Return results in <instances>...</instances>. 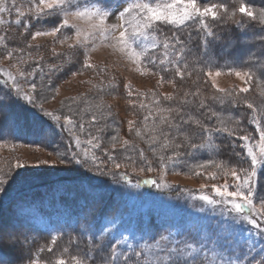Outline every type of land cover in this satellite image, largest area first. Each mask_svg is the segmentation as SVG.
<instances>
[{"label":"rangeland","instance_id":"374dc122","mask_svg":"<svg viewBox=\"0 0 264 264\" xmlns=\"http://www.w3.org/2000/svg\"><path fill=\"white\" fill-rule=\"evenodd\" d=\"M152 1L122 0L108 5L109 10L117 14L107 20L106 23L109 25L119 23L118 10H122V6H127V3L146 2L164 4L169 2V0ZM240 3L238 1H231L226 4L229 10L233 11L238 9ZM199 4L203 7L206 3ZM22 7L26 12L29 7L28 2L27 6L23 5ZM249 7L257 12L259 9L264 8L260 3L249 5ZM127 19L130 21L128 30L131 32L136 21L132 17H127ZM235 19L252 20L238 11L235 13ZM225 21L233 23L230 19H220V23H224ZM252 21L261 24L259 19ZM72 22L79 24L84 31H91L90 26L85 21L73 20ZM213 22L209 18V23L212 24ZM0 26V68L5 73H11L12 76L17 78L22 94L24 92L31 94V87L30 84L25 83L24 77L18 75L19 71L34 73V75L27 78L30 81H35L38 91L42 90V85H49V77H51V87L43 89V94L46 98L42 101L38 98L36 102L38 104L42 103L44 109L53 112L54 115H59L63 124V117L65 115L73 121L75 134L70 135L68 131V129H73V124L66 125L64 131L72 142L71 144L74 147L73 152L80 153L77 159L84 158L83 153L86 149L89 151V155L95 151V155L106 163L107 168L117 173L115 180L112 176H109V185L116 186L125 192L127 205L130 210L124 214V218L112 220L113 223L118 224L112 232L115 239H123L130 231L138 228H143L149 234L156 228L162 230L165 227L171 226L173 230L176 227L181 228L192 241H196L199 244L203 239L211 240L216 233L221 231V225L226 224L228 227L224 230V240H232V244L227 245L229 254L235 250L243 258L247 251L246 241H254L256 251L250 253V255L256 256L257 260L261 256H264V253H260L262 245L260 237L256 234V230L242 219L239 224H235L233 220V217L238 215H250L251 213L248 208H245L241 214L232 212L225 219L220 214V208L223 205L214 208L212 205L206 204L199 199L202 195H209L219 199L212 191L211 186L213 184L220 186L225 184V182L232 185L233 178L230 175L225 176L224 171L217 169L215 164L206 169H201L199 165L209 160L201 162L192 161L190 159L191 155H188L190 149L187 146L180 149L182 155L179 158H174L172 161L167 162L163 180L171 187L156 188L143 183H140L139 187H135L137 181L152 178V176L155 177L154 179L159 180L161 171L159 156L163 155L165 160L169 156H173L172 149L165 150L161 148V145L164 143L162 139L155 145L156 153L152 151L150 137L151 135L159 137V131L163 128L157 109L182 107L180 101L185 98V93L189 94L187 97L189 101L195 99L198 104L201 100L208 102L210 99L207 98L213 95H222L217 93V88L231 91L236 96L240 88L249 87L247 93L239 94V100L243 104L245 100L252 103L254 107L253 109H249L251 117L255 116L258 118L259 111L264 109L262 104V108H258L260 106H258V100L261 95H264V80L259 79L252 69H237L251 71L254 79L248 84L236 77L234 73L229 74L228 69L187 70L182 80L175 76L174 71L171 74L164 75L165 79L161 82L158 72L144 70L146 61L142 62L138 68L136 61L129 56L128 52L120 50L121 45L118 44V32H111L107 37L97 32L88 40L89 62L98 67L83 69L84 49L82 47L70 49L68 44L72 43V40L64 44H61L59 40L53 41L51 36H41L33 40L31 33L23 26L15 27L9 23ZM46 28L48 27L46 26ZM65 34L75 39L73 33L68 32ZM16 39L17 42H15ZM60 39H63V36ZM249 40V36L247 38L241 36L237 41H227L225 45H222L221 49L225 51L235 47L236 55L233 56V60H239L241 55L254 60V58H257V55L253 56L251 49L254 45L252 43L249 45ZM153 42L155 40L149 34L147 41H144L142 37L140 40L133 42V47L138 52L144 49L148 51ZM53 49H55L56 53L62 55L54 56L52 54ZM9 51L14 53L11 58L8 56ZM258 57H264V52L258 54ZM75 58L78 64L76 63L75 67L72 68L67 62ZM53 65L57 66L55 70L53 69ZM56 70L60 74H57ZM217 70H220L221 73L218 76L215 75ZM208 71L213 73L211 77H207L204 74ZM188 72H191V75H188ZM169 80H173L176 87H173V84L168 82ZM9 81L11 82V80ZM213 81L216 88L212 86ZM125 85H130V89H126ZM129 91L132 93L131 96L128 94ZM194 93H198V95L194 97L192 95ZM169 94L175 99L163 101L161 104L156 103L158 96L162 97ZM149 113H152V117H155V119L150 117L145 121L144 117L148 116ZM129 120L135 122L132 132L128 130ZM81 124L84 126L83 131L80 130ZM29 125L32 126L30 123ZM3 129L4 133L7 134L8 127L5 126ZM153 129L155 131H152ZM244 134L243 131L239 133V135ZM113 136L118 137V139L112 141L111 138ZM97 137L103 141V146L100 149H93V145L97 142ZM77 138L81 144L79 148L75 145ZM125 140L128 141V144L125 148L121 149V145ZM113 142L116 144V150L113 154L117 157L114 162L108 161L107 154L104 151V149L111 150ZM250 146L259 152L261 145L258 133L257 138L252 141ZM61 147L58 145L53 150L38 146L0 142V174L8 173L18 162L28 165V168L23 170L22 176L12 183H16L37 173L60 171L64 165H71L59 162L56 149L58 148L62 153L64 148ZM141 151H143L146 160L151 163L153 171H147L144 161L140 158ZM129 157L130 159H128ZM225 157L213 160L216 164H228L230 168L236 166V160L233 156ZM224 159H229V162H226ZM232 159L235 161H232ZM41 161H47V163H41ZM114 163H120V169H115ZM89 164H91V160H89ZM141 167H145V171H141ZM197 172L201 174L197 175ZM120 173L130 175L133 178L131 180L132 183H118L117 181H120ZM213 175L215 178H209ZM261 183L257 188L254 199L256 208L260 207V197L264 195V181ZM176 185L182 188L170 193L169 190L171 188L174 189L173 186ZM202 186L204 187L202 188ZM61 188V185H57L53 189L54 194L62 192ZM232 190L234 189L229 187V191ZM21 202H23L25 214L35 221L34 225L37 227L54 230L68 222L69 212L65 208L66 206L64 207L59 203L56 204L52 197L44 195L42 198H35L24 194L14 203L17 209L21 206ZM200 208H203V211H198ZM8 219L14 220L13 218ZM6 225L11 226L10 223H6ZM105 227H110L106 219L101 222L99 230ZM224 240L220 242V246L217 248L209 247V261L213 258L214 253L216 259L220 258L222 248L225 246ZM120 247L126 250L127 243L121 244ZM38 253L39 250L36 248V243L32 240L31 246L25 249L23 264H27L29 254H31L32 259L37 261V264H56V261L59 260L57 259L52 263L40 257ZM13 255L17 254L13 253ZM194 255L203 256V253ZM65 261L66 264L75 263L73 261Z\"/></svg>","mask_w":264,"mask_h":264},{"label":"snow or ice","instance_id":"6c2138e0","mask_svg":"<svg viewBox=\"0 0 264 264\" xmlns=\"http://www.w3.org/2000/svg\"><path fill=\"white\" fill-rule=\"evenodd\" d=\"M29 7L27 11H21L16 7L15 0H13L12 7L16 8L17 19L16 25H23L27 31L32 35V39L35 40L41 36H51L53 41L59 40L61 44L72 40V43L68 44L70 49L83 48L84 61L82 64L83 69L97 68V65H93L89 62L88 58V40L93 37L97 32L107 37L111 32H118V44L121 45V51H127L129 56L133 58L137 67L139 68L142 62L146 61L144 70L150 71L153 67L157 68L158 74H160V81L165 79L164 73H167L170 68L164 67L163 62L157 64V58L155 56H148L147 49L143 51H136L133 47V42L140 40L142 37L144 41L148 40L149 34L157 31L164 26H187V22L195 25L200 31H203L206 36H212L213 31L209 23L220 19H230L233 23L240 24L241 22L235 19V13L238 11L241 14L246 15L252 20L259 19L260 23L264 25V8L254 11L246 3H240L238 9L230 11L226 3H206L203 7L200 6L198 0H169V2L160 4H152L146 2H134L127 3V6H122V10H118L119 23L107 24L106 21L116 15V12L110 11L109 6L105 4V0H27ZM10 11L2 3H0V13ZM127 17H132L136 23L131 32L128 30V24L130 21ZM73 20H81L88 23L91 31H84L79 24L72 22ZM26 21V22H25ZM34 21V22H33ZM50 25L46 28L45 25ZM39 26V27H38ZM35 28V31L32 29ZM71 32L75 36L66 35L65 33ZM63 36V39L60 37ZM264 40V36L259 37ZM185 42L181 39V36L176 32H172L170 36H166L163 42V48L165 50L180 48V52H176L177 61L169 60L168 64L175 68V76L181 80L184 78L185 72H187V65L182 69L179 64V58L183 54ZM158 42L151 43V48L155 49L159 47ZM31 47V45H30ZM206 48V43H205ZM13 52L9 51L8 56L11 58ZM54 56L62 55L56 53L53 49ZM57 66L53 65L55 70ZM229 74L234 73L236 77L243 80L246 84L254 79L251 71H241L233 68L228 69ZM207 77H211L213 73L208 71L204 73ZM220 70L215 72V75H220ZM8 79L11 80V89H15V95L19 99H23L27 104L32 107L26 109L31 114V117L36 122H45V118L54 121L55 124L51 126H59L62 129L68 124H73V121L69 119L67 115L63 117L64 124L60 123L61 117L54 115L53 112L47 111L41 104L36 101L39 98L41 101L46 98L43 94L45 87H51V77H49V85L41 86V91L37 90V85L34 80H28V76L34 75V73H25L19 71L18 75L25 78V83L30 84L31 94L24 92L21 93V88L18 84L16 77L11 73H5ZM191 75V72H188ZM169 83L176 87L173 80H169ZM7 83V81H6ZM213 88H216L215 82L212 84ZM126 89H130V85H125ZM217 93L222 95H213L210 99L213 103H218L224 107L231 105L232 108L240 107L239 94L247 93L249 87H243L238 90L236 96L231 91H226L223 88H217ZM129 96L132 95L129 91ZM188 93H185V98L180 101V104L186 105L191 103L196 107L198 114L197 118H193L187 115V112L183 107H164L158 108L157 113L159 115L160 123L163 128L159 131V137L151 135L150 144L152 145L153 153H156L155 145L162 139L164 143L161 145L162 149H172L173 156H169L167 160L163 155L159 156L160 161V179L148 178L142 181H137L135 187H139L140 183L151 185L156 188L171 187L163 180L164 171L167 167V162L172 161L174 158H179L182 153L180 149L187 146L190 151L188 155L196 154L199 150L207 149L213 154L219 149V146L215 144V138L217 135L222 134L225 137L231 138L233 141L239 140L242 143V149L246 150V154L242 155L241 152L235 151L237 145L233 143V156L237 157L236 166L229 167L228 164H216L214 160H209L206 163L199 165L201 169L215 164L217 169L223 170L224 175H230L233 178L232 185L227 182L223 185L213 184L212 191L216 197L213 198L209 195H202L200 200L206 204L212 205L214 208L223 205L220 208V214L227 219L230 213L235 212L241 214L245 208H248L250 215L233 217L235 224H239L242 219L247 224L251 225L256 230L257 236L260 237V253H264V195L260 197V207L256 208L254 199L256 196L257 188L259 184L264 181V117L257 119L255 116L251 117L250 122L255 126V131L259 135L260 150L255 151L251 145L254 137L252 133H249L247 128L243 127V118L227 121L221 119L219 112L213 110L209 103L205 100L199 101L197 104L195 99L189 101L187 99ZM194 97L198 93L192 94ZM175 98L169 94L162 97L158 96L156 103L161 104L163 101H172ZM131 103V101H129ZM244 104L248 109H253V104L247 100ZM10 106L5 104L3 100H0V124L4 121L15 123V117L9 110ZM37 113L41 115H37ZM167 113V115H165ZM111 115V113H109ZM187 115V119L185 116ZM152 117V113L145 116L147 121ZM155 119V117H152ZM95 119V117H94ZM213 120L218 123H213ZM135 122L128 121L129 132L133 131ZM192 125H195V129H192ZM234 125V126H233ZM75 125L73 129H68L70 135H74ZM83 124L80 125V130L83 131ZM167 129V130H164ZM99 131V129H98ZM152 131H155L153 129ZM190 131V134H189ZM243 131L244 135H239ZM137 133L139 134L138 130ZM173 133H175L173 135ZM4 135V129L0 127V136ZM97 142L93 145V149H100L103 146V141L97 137ZM112 141H116L118 137L113 136ZM194 139H200V143H194ZM179 141V142H177ZM47 135H41V143L47 144ZM128 141L125 140L121 145V149L125 148ZM77 148L81 147L80 141L77 138L75 140ZM116 150V144L112 143V149H104L107 154L108 161L114 162L117 157L113 154ZM59 156V162L61 164H76L81 167L88 166V168L94 167L99 177L112 176L115 180L117 173L112 169H108L106 163L100 160V157L95 155V151L89 155V151L86 149L83 153V159H77L80 155L79 152H73L71 147L65 146L64 151L61 153L59 149H56ZM140 158L144 161L147 171H153L151 163L148 162L144 156L143 151L140 152ZM130 159V157L128 158ZM91 160V164H89ZM41 163H47V161H41ZM241 165H247L241 166ZM120 163H114L115 169H120ZM28 165L24 163H16L8 173L0 174V199L7 193L8 187L17 178L22 176L23 170L27 169ZM141 171H145V167H141ZM259 170V171H258ZM197 172V175H200ZM120 181L127 184H131V180L127 173H120ZM209 178H215L214 175ZM204 186H202L203 188ZM229 187L234 190L229 191ZM93 202H86L80 207L78 214L74 218H70L67 226L72 232H77L82 236L87 237V251L84 252L82 258L73 257L75 264H197V256L194 254L203 253L202 259L205 264H264V256H261L259 260L256 256L250 255L255 252V242L246 241L247 251L243 258L233 250L229 254L227 245L232 244L231 239L224 240V230L227 229V225H221V231L216 233L211 240L203 239L197 244L196 241H192L190 237L181 228L176 227L175 230L169 227H165L159 234L152 237L143 228L134 229L129 232L123 239H115L113 243L111 240H107L106 237L114 231L118 226L117 223L112 222V218L106 217L110 227H105L102 230H98L95 227V213L96 209L92 206ZM203 211V208L198 209ZM16 219L23 222L27 219L23 202L18 207ZM30 225L17 223L13 226L0 223V264H23V256L25 249L29 248L32 243V237L28 234ZM251 231V229H249ZM63 233H61V236ZM178 237V238H177ZM57 237L52 236L51 240L54 244ZM224 240V247L219 259L213 258L209 261V247L217 248L220 246V242ZM73 242H78V238L74 237ZM127 243V249H122L121 244ZM53 249L51 246L47 248V251L51 252ZM40 251H44L43 248ZM16 253L17 255H13ZM97 254L100 259L97 260ZM27 264H37L35 259H29ZM56 264H66V261L59 259Z\"/></svg>","mask_w":264,"mask_h":264},{"label":"trees","instance_id":"16d2710c","mask_svg":"<svg viewBox=\"0 0 264 264\" xmlns=\"http://www.w3.org/2000/svg\"><path fill=\"white\" fill-rule=\"evenodd\" d=\"M122 0H105L106 5H111L113 3ZM143 1V0H139ZM155 1V0H153ZM152 1V2H153ZM231 1L243 2L248 5L262 4L264 6V0H198V3H230ZM6 8L10 11H5L0 13V25L9 23L11 26H23L16 25L15 20L17 19L16 8L12 7L13 0H0ZM16 7L21 11L23 10V5L27 6V1L25 0H15ZM241 23L238 25L236 23L227 22L220 23V20L214 21L210 24L213 35L206 36L203 31H200L191 22H187V26H164L159 28L157 31L150 33L154 38L155 42L159 43V47L147 51L148 56H155L157 58V64L163 62L164 67L170 68L167 73L163 75L171 74L175 71V68L168 64L169 60L177 61L176 52H180V48L168 49L163 48L164 38L170 36L172 32H176L184 40V50L182 56L179 58L180 67L183 69L187 65V70H197V69H245L250 68L254 71L256 76L264 80V57H258V54L264 52V40L259 39V37L264 36V25L256 23L249 19H239ZM26 22V21H25ZM34 22V21H33ZM50 27V25H45V27ZM1 27V26H0ZM24 27V26H23ZM39 27V26H38ZM36 30L35 28L32 29ZM243 36L247 38L249 36V45L252 43L254 47L251 49L253 56L257 55V58L252 60L245 55H238L239 60H233V56L236 55V48L222 50V45H225L227 41H234L240 39ZM4 38V37H2ZM17 42V39L15 40ZM14 42V43H15ZM206 43V48H205ZM236 46V44H235ZM77 59L68 60L67 64L74 68ZM81 67V66H80ZM151 70L157 72V68L153 67ZM57 74H60L57 72ZM7 81V83H6ZM0 100H3L5 104L10 106L9 110L11 114L15 117V123L9 121H4L0 124V127H8V133L0 136V142H9L13 144H23L29 146L44 147L46 149H53L56 146L71 147L72 151L74 147L70 141L68 134L59 126L54 125L55 122L45 118V122H36L32 119L31 114L26 111V109L32 106L27 104L23 99H19L15 95V89H11V82L5 72L0 68ZM258 108L264 107V95H261L258 100ZM207 103L213 108V110L220 113L222 120H236L243 118V127L247 128L249 133H252L254 139L257 138V132L255 131V126L250 122L251 111L246 105L240 102L239 108H232L231 105L220 106L218 103H213L209 100ZM187 115L197 118L198 114L196 112V107L191 103L182 106ZM257 119L264 117V109L259 111ZM37 115H41L37 113ZM187 115L185 118L187 119ZM32 126L29 125V123ZM218 121L213 120V123ZM60 123L63 122L60 120ZM34 126V128H33ZM248 126V127H247ZM29 127V128H28ZM253 128V129H252ZM192 129H195V125H192ZM244 133V132H243ZM47 135V144L41 143V135ZM190 134V131H189ZM194 143H200V139H194ZM215 144L219 146L216 154H213L207 149L199 150L196 154L191 155L190 159L194 162H201L207 160H213L216 158L228 156H233V143L237 145L235 151L241 152L242 155L246 154V150L242 149V143L239 140L233 141L231 138L225 137L222 134L217 135L215 138ZM229 153V154H227ZM232 155V156H231ZM227 158V157H225ZM235 160L237 157L233 156ZM229 162V159H224ZM232 159V161H235ZM65 166V165H64ZM62 167V170L50 171L45 173H37L31 177L20 180L16 183H12L7 190V193L3 195L0 199V223L6 224L10 223L11 226L20 223L21 228L23 224L30 225L28 229V234L33 237L32 240L36 243V248L39 250V256L48 260L50 262H55L57 259H65L67 261H73L72 258L75 256L77 258H82L84 252L87 251V237L82 236L77 232H72L71 229L65 223L61 227H57L54 231L47 230L45 228H40L34 225V221L31 220L30 216L25 214L27 219L20 222L16 219L17 208L15 207V202L18 198L25 195H30L35 198H42L44 195L52 197L54 202L63 205L69 212L68 222L70 218H74L78 214L80 207L86 202H93L92 206L96 209L95 213V227L99 230L101 222L106 218H112V220H117L119 218H124V214L129 212V207L127 205L125 192L121 191L118 187L109 185V176L99 177L95 168H88V166L81 167L76 164L66 165ZM247 166V165H241ZM130 180L133 178L129 175ZM152 178H155L152 176ZM137 181V180H135ZM262 184V183H261ZM61 185L62 192L54 194L53 189ZM174 188L180 190L181 186H173ZM8 218H13L10 220ZM163 230V229H162ZM162 230L154 229L149 233L150 236L155 237ZM61 233L63 235L61 236ZM56 236V242L53 244L51 237ZM113 234L110 233L106 239L111 240L113 243ZM78 238V242H73V238ZM51 246L52 251H47V248ZM43 248L44 251H40ZM100 256L97 254V260L99 261ZM24 260V258H23ZM75 264V263H74ZM197 264H205L202 259V255H197Z\"/></svg>","mask_w":264,"mask_h":264}]
</instances>
